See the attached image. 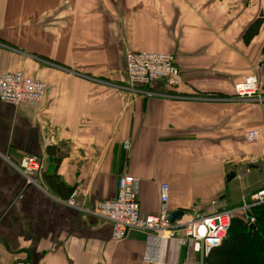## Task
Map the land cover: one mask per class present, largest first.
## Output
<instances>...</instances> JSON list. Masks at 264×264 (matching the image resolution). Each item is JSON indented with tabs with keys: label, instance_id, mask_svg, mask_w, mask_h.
Segmentation results:
<instances>
[{
	"label": "crops",
	"instance_id": "obj_1",
	"mask_svg": "<svg viewBox=\"0 0 264 264\" xmlns=\"http://www.w3.org/2000/svg\"><path fill=\"white\" fill-rule=\"evenodd\" d=\"M259 18L264 0H0V71L49 86L39 104L0 101V264H145L146 234L115 243L111 224L66 204L114 199L123 175L140 180L142 214H157L166 183L184 220L262 189L264 101L234 93L254 75L264 100V23L245 39ZM128 52L172 54L184 84L126 90ZM27 156L41 159L39 186L19 172ZM199 258L177 241L161 252Z\"/></svg>",
	"mask_w": 264,
	"mask_h": 264
},
{
	"label": "built area",
	"instance_id": "obj_2",
	"mask_svg": "<svg viewBox=\"0 0 264 264\" xmlns=\"http://www.w3.org/2000/svg\"><path fill=\"white\" fill-rule=\"evenodd\" d=\"M125 62L128 91L143 93V87L155 82H163L169 89H177L184 84L172 54L128 52ZM48 89L47 83L27 77L22 72L0 71V101L4 103L13 106L39 104L44 100ZM234 93L236 97L249 102L264 101L260 95L259 80L254 75L236 83ZM147 94L152 93L147 92ZM174 98L188 101L210 100L198 96L189 98L174 96ZM259 140L260 131L257 129H249L244 134V142L248 145L256 144ZM123 147L129 151L130 141H125ZM41 170V159L34 156L23 158L19 167V172L27 184L33 186H39L38 174ZM139 189V179L131 175H123L118 179V191L114 199L97 203L93 209L87 210L78 204L76 194H73L66 204L111 224V238L115 243L126 240L134 231L146 234L148 249L143 258L145 264H166L161 261V252L164 244L169 241H177L179 246L199 254L200 258L167 264H204L206 257L222 244L235 216H242L248 225L254 226L256 217L251 212L264 205L263 187L243 197L241 205L237 208L214 211L208 215L171 223L169 185L165 183L160 186L157 214H142L138 199Z\"/></svg>",
	"mask_w": 264,
	"mask_h": 264
},
{
	"label": "trees",
	"instance_id": "obj_3",
	"mask_svg": "<svg viewBox=\"0 0 264 264\" xmlns=\"http://www.w3.org/2000/svg\"><path fill=\"white\" fill-rule=\"evenodd\" d=\"M263 23L259 18L248 28L247 43ZM251 213L256 217L254 226L248 225L242 216H235L222 244L206 257L207 264H264V205Z\"/></svg>",
	"mask_w": 264,
	"mask_h": 264
},
{
	"label": "water",
	"instance_id": "obj_4",
	"mask_svg": "<svg viewBox=\"0 0 264 264\" xmlns=\"http://www.w3.org/2000/svg\"><path fill=\"white\" fill-rule=\"evenodd\" d=\"M184 217V212L182 211H175L170 215V222L174 223L177 220H181Z\"/></svg>",
	"mask_w": 264,
	"mask_h": 264
}]
</instances>
